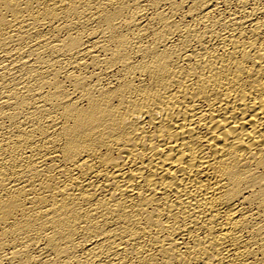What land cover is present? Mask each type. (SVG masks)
Instances as JSON below:
<instances>
[{
  "label": "bare ground",
  "instance_id": "1",
  "mask_svg": "<svg viewBox=\"0 0 264 264\" xmlns=\"http://www.w3.org/2000/svg\"><path fill=\"white\" fill-rule=\"evenodd\" d=\"M0 264H264V0H0Z\"/></svg>",
  "mask_w": 264,
  "mask_h": 264
}]
</instances>
